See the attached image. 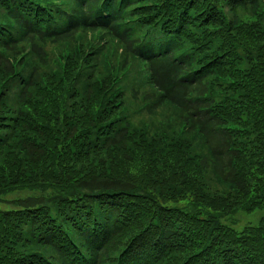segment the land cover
I'll list each match as a JSON object with an SVG mask.
<instances>
[{"label": "trees", "instance_id": "1", "mask_svg": "<svg viewBox=\"0 0 264 264\" xmlns=\"http://www.w3.org/2000/svg\"><path fill=\"white\" fill-rule=\"evenodd\" d=\"M256 210L264 0H0V264H264Z\"/></svg>", "mask_w": 264, "mask_h": 264}, {"label": "rangeland", "instance_id": "2", "mask_svg": "<svg viewBox=\"0 0 264 264\" xmlns=\"http://www.w3.org/2000/svg\"><path fill=\"white\" fill-rule=\"evenodd\" d=\"M77 46L79 47L80 40L77 41ZM66 56L69 54L70 50H68V48L66 47ZM119 55H121V51L119 49H115ZM48 53H49V58L51 57L50 55V50L47 49ZM63 53L59 54L58 50H55V57L56 59L54 60L57 67L60 66L63 62H61L60 60V56ZM53 63V62H52ZM109 65L111 66V68H109L110 74L109 77L110 79H119L121 82V85L124 87L125 92H129L131 93L133 90H138L140 92H142L143 90L148 89L147 86V73H146V69L143 65H139V69L137 68H129L127 70H122L119 71V58L116 57L115 59V63H112L111 61H109ZM124 73L129 74L128 78L124 80ZM134 74L136 75L135 79H133L132 81H130L133 77ZM124 84V85H123ZM146 92V91H143ZM142 92V93H143ZM138 94V95H142ZM136 94V93H133ZM168 115V112L165 111H160L156 116L154 117H142L141 116H134L135 122L141 121L142 123L145 124H152V126H156V127H160L162 125H164L167 122V118H165V116ZM170 125L177 129V125L178 122L176 120H172L170 122ZM151 126V127H152ZM132 173V172H131ZM206 181H207V185L209 187V191L211 193H228V189H226L225 187H222L220 184H217L214 179L212 178V175L209 174V172H207L206 174ZM26 193H18V194H14V195H10L8 197H6V200H11L14 197H21V196H25ZM179 202H183L184 204H186L185 201H178L176 203H169L168 206L169 207H177V203ZM186 206H189V204L187 203ZM177 208H185V205L177 207ZM264 214V211H253L251 213H245L242 211L237 212V214H235V216L232 219H225V217L221 218L222 219V223L225 225H228L230 227H232L233 229L237 230L240 232V230L246 226V225H252V226H257L259 224V218ZM224 219V220H223Z\"/></svg>", "mask_w": 264, "mask_h": 264}]
</instances>
